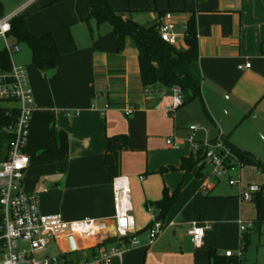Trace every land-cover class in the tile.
Segmentation results:
<instances>
[{
    "label": "crops",
    "instance_id": "0c3cea01",
    "mask_svg": "<svg viewBox=\"0 0 264 264\" xmlns=\"http://www.w3.org/2000/svg\"><path fill=\"white\" fill-rule=\"evenodd\" d=\"M172 1L164 8L147 10L151 23L147 26L159 24V11L174 12L184 23L195 12L203 78L199 99L211 125L204 118L182 123L180 116L166 117L172 96L162 88L150 95L144 90L133 41L128 38L119 52L111 25L92 22L90 32L76 13L75 0L17 4L0 0V16H25L30 32L52 34L60 51L51 71L33 65L30 49V53L20 49L15 63L27 69L36 98L26 147L30 167L23 188L45 191L40 197L43 222L58 225L61 236L46 254H63L78 262L88 260H80L79 254L90 251L94 256L105 245L125 251L111 264H211L209 250L214 249L225 260L246 264L243 257H226L220 242L226 227L219 217L226 214V197L231 196L213 195L221 182L210 191L202 190L206 173L198 175L199 167L186 173L181 165L194 155L186 142L189 123H202L208 129L197 133L198 142L214 141L217 129L234 148L264 159V0H181V6H172ZM128 10L138 13L131 17L143 24L136 17L146 10ZM175 44L178 50L187 48L184 39ZM246 64L251 68L238 69ZM127 106L135 109L130 116L125 113ZM173 136L181 140L180 150L167 146L166 140ZM122 137L129 139L128 144ZM117 177H127L132 190L131 237L140 245L130 249L109 241L114 235L112 181ZM230 188L232 197L240 200L238 190ZM165 191L169 195L179 191L176 203L162 221L159 238L146 245L151 209L155 210L151 204L160 201ZM85 217L109 219V236L71 237L69 224ZM194 221L210 227L201 248L194 247L188 234ZM239 232L234 245L237 249L245 245V252L251 234Z\"/></svg>",
    "mask_w": 264,
    "mask_h": 264
},
{
    "label": "built area",
    "instance_id": "2783aa9c",
    "mask_svg": "<svg viewBox=\"0 0 264 264\" xmlns=\"http://www.w3.org/2000/svg\"><path fill=\"white\" fill-rule=\"evenodd\" d=\"M19 13L0 16V45L1 50L8 53L11 68L9 71L0 70V102L8 104L1 107L7 115L16 112V121L5 127L3 133L11 138L7 145V153L0 161V264H111L114 258H122L124 250L117 246L98 247L92 261L71 262L63 254H46L51 243L61 236L57 231L58 225L43 222L40 197L45 192L38 188L28 192L23 188L26 171L30 167V159L26 147L30 135L33 114L35 112V92L32 87L27 69L16 65L13 56L20 52V45L11 37V21ZM158 31L161 39L173 45L177 39L185 38L187 22H182L174 12H166L160 17ZM251 64L240 65L239 70L249 69ZM172 103L165 108L166 117H174L175 111L182 106L179 90L174 91ZM135 109L127 106L126 115L130 116ZM203 130L200 126L189 127L186 142L190 144L195 154L202 153L203 168L207 170L202 190L210 191L215 182L227 178L230 187L238 190L241 201L251 202L261 192L259 185H245L242 173L244 162L235 153L222 132L214 141H197V133ZM169 148L180 150L181 140L176 136L166 140ZM214 181V182H213ZM114 215L113 238L120 240L127 249L137 247L140 241L131 237L135 230L132 216V190L127 177H117L112 181ZM152 225L147 230L148 242L152 245L159 238L164 224L157 220L154 209H151ZM109 219L85 217L69 224V235L82 240H100L109 236ZM238 225L242 234L252 228V223L239 220ZM210 227L200 221L191 223L188 234L196 248H201L206 231ZM230 252L226 257H231Z\"/></svg>",
    "mask_w": 264,
    "mask_h": 264
},
{
    "label": "trees",
    "instance_id": "16d2710c",
    "mask_svg": "<svg viewBox=\"0 0 264 264\" xmlns=\"http://www.w3.org/2000/svg\"><path fill=\"white\" fill-rule=\"evenodd\" d=\"M75 1L76 13L80 21L89 28L90 32H93L92 22H95L98 26L109 23L116 36L119 52L125 49L128 38L133 41L138 52L142 86L147 94H152V91L156 93L158 89L162 88L167 92V96H173L174 91L179 90V95L183 102L182 106H186L193 100L201 98L203 78L199 66L198 29L195 12H191L187 21L184 38L187 48L186 50H178L161 39L158 24L147 26L136 22L131 17V14H135L132 10H116L111 6L109 0ZM165 13V11H159V17ZM11 26L10 37L17 44L28 46L32 53V63L38 70L46 72L56 68L60 51L52 34L34 35L30 32L26 17L23 15L14 17L11 21ZM10 68L8 53L4 50L0 51V70L9 71ZM15 121V111L7 115L5 110L0 107L1 160L5 158L7 145L11 140L9 136L3 133V129ZM123 139L125 141L124 144H128L129 139L127 137ZM233 149L245 165H254L264 172V164L251 153L240 151L234 147ZM202 159V153L200 152L188 159H183L181 169L186 173H190L199 167L198 175H200L204 169L203 165H201ZM178 194L179 191L172 195L165 191L160 201L151 204L155 208L158 221L162 222L166 218L170 209L176 203ZM109 241L110 243L120 242L116 238H112ZM209 257L211 264H239L238 261L223 259L214 249L209 250Z\"/></svg>",
    "mask_w": 264,
    "mask_h": 264
},
{
    "label": "rangeland",
    "instance_id": "374dc122",
    "mask_svg": "<svg viewBox=\"0 0 264 264\" xmlns=\"http://www.w3.org/2000/svg\"><path fill=\"white\" fill-rule=\"evenodd\" d=\"M7 1V4H17L19 2H22V0H5ZM111 6L116 10H128V9H138V10H146L143 12H140L141 15L139 17H136V20L143 23L142 25H148L150 23L149 19H146L149 14L147 10H153L155 8H164L168 5V0H109ZM181 0H173L172 6L177 5L181 6ZM183 6V5H182ZM174 8V7H172ZM181 7L174 8L176 10H179ZM138 14V13H135ZM143 15V16H142ZM151 24V23H150ZM107 25H110L107 23ZM179 44H175V46H178ZM184 45L186 46L185 42ZM184 45H180L181 47ZM1 49V45H0ZM20 49L23 51V53H30L29 48L25 44H20ZM21 54L16 53L13 56V61L17 64L19 62V57ZM8 104L0 102V107H6ZM180 116V121L182 123H187L191 121L192 119H205L210 125H211V119L207 112L205 111L204 104L201 99L197 98L193 100L191 103L187 104L186 106L180 107L178 110L175 111V118ZM203 119V120H204ZM197 125V123H189V127ZM200 127L202 129L205 127L202 123H199ZM208 130V129H207ZM216 132V136L219 134L217 133V129L213 130ZM204 132V131H203ZM179 137V136H178ZM1 160V159H0ZM264 164V159H258ZM204 174L207 173V170L205 168L203 169ZM243 179L245 180V183L251 184V185H259L262 190V197L260 195H256L254 197V200L251 202H245L241 200H237V198L232 197L234 194V191L231 190L228 179L224 178L221 180L220 186L214 191L213 195L215 193L222 194L224 196H231L226 197L229 201L226 202V214L221 215L219 218L221 221L225 224L222 238L220 239L221 244L223 245L224 252H230L233 255L234 259H241V257L244 258L246 264H264V172L260 169H258L254 165H246L243 170ZM205 194V192H203ZM236 193V191H235ZM207 195V194H205ZM221 211H224L223 207H220ZM239 220H245L252 223V228L249 230L250 235V243L246 247V251L242 252V248L245 247V245L242 246L241 249H237V247L234 245V236L236 233V230L238 229V232L240 231L238 221ZM239 233L242 234L240 231ZM248 233V232H247ZM233 239V240H232ZM243 255V256H242ZM78 256V255H77ZM81 259L88 258V260L91 262L93 259L92 252H85L81 253L78 256ZM85 261V260H83Z\"/></svg>",
    "mask_w": 264,
    "mask_h": 264
}]
</instances>
